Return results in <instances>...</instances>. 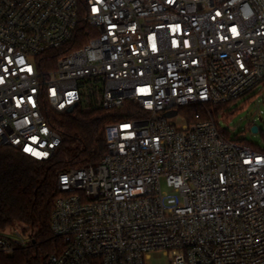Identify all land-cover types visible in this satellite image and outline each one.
<instances>
[{
  "label": "built area",
  "instance_id": "2783aa9c",
  "mask_svg": "<svg viewBox=\"0 0 264 264\" xmlns=\"http://www.w3.org/2000/svg\"><path fill=\"white\" fill-rule=\"evenodd\" d=\"M263 84L264 0H0V144L47 160L49 110H141L106 125L101 161L58 175L49 264H264V152L180 112ZM33 242L0 231L2 253Z\"/></svg>",
  "mask_w": 264,
  "mask_h": 264
},
{
  "label": "trees",
  "instance_id": "16d2710c",
  "mask_svg": "<svg viewBox=\"0 0 264 264\" xmlns=\"http://www.w3.org/2000/svg\"><path fill=\"white\" fill-rule=\"evenodd\" d=\"M78 1L82 7L86 3V0ZM85 29H88L85 24L79 27L81 36L74 46L88 39ZM53 53L59 55V52ZM245 97L251 100L257 94L251 92ZM233 102L209 104L206 108L192 105L181 108L180 112L189 123L201 112L204 117L213 119L226 137L264 152L263 147L248 142L241 135L243 131L234 135L231 129L222 126L221 116L237 112V109L231 111ZM140 111L134 102L110 111L84 112L78 107L73 112L49 110V124L60 134L61 142L47 160L35 159L14 146L0 144V231L23 227L31 230L34 239L29 247L19 248L13 254L0 252V264H49V258L63 247L51 227L54 201L59 195L58 175L101 161L107 151L106 125L136 117Z\"/></svg>",
  "mask_w": 264,
  "mask_h": 264
},
{
  "label": "rangeland",
  "instance_id": "374dc122",
  "mask_svg": "<svg viewBox=\"0 0 264 264\" xmlns=\"http://www.w3.org/2000/svg\"><path fill=\"white\" fill-rule=\"evenodd\" d=\"M253 92L257 94V97L251 100L243 97L233 102L231 111L237 109V112L232 116H221V123L222 126L231 129L234 135L243 131L241 135L248 142L264 148V86L257 87ZM172 120L178 127L185 124L181 114L173 117ZM252 123L259 128L258 132L251 130ZM146 264H168V257L162 252H156L146 260Z\"/></svg>",
  "mask_w": 264,
  "mask_h": 264
},
{
  "label": "water",
  "instance_id": "95a60500",
  "mask_svg": "<svg viewBox=\"0 0 264 264\" xmlns=\"http://www.w3.org/2000/svg\"><path fill=\"white\" fill-rule=\"evenodd\" d=\"M73 110H74V107L71 106V107H69V108L67 109V112H73ZM176 112H177L176 110H174V111H170V112H166L165 115H166V116H173V115L176 114ZM251 130H252L253 132H258L259 128H258L256 125H253V126L251 127ZM33 241H34V239H33Z\"/></svg>",
  "mask_w": 264,
  "mask_h": 264
},
{
  "label": "snow or ice",
  "instance_id": "6c2138e0",
  "mask_svg": "<svg viewBox=\"0 0 264 264\" xmlns=\"http://www.w3.org/2000/svg\"><path fill=\"white\" fill-rule=\"evenodd\" d=\"M217 15H219V13H217ZM232 32H233L234 34H238V33H237V30H236L235 28L232 29ZM153 47H155V45H154ZM25 151L32 152V149H31V148H26ZM34 154H36V155H40L39 153H34ZM44 155H46V154H44Z\"/></svg>",
  "mask_w": 264,
  "mask_h": 264
}]
</instances>
